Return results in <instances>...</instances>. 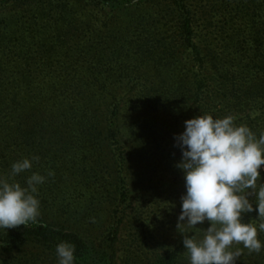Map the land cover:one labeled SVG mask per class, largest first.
Segmentation results:
<instances>
[{
    "label": "rangeland",
    "instance_id": "374dc122",
    "mask_svg": "<svg viewBox=\"0 0 264 264\" xmlns=\"http://www.w3.org/2000/svg\"><path fill=\"white\" fill-rule=\"evenodd\" d=\"M200 115L264 133V0H0V176L39 157L14 181L45 176L39 220L107 264L182 242L174 137ZM0 264L58 259L30 240L0 248Z\"/></svg>",
    "mask_w": 264,
    "mask_h": 264
},
{
    "label": "clouds",
    "instance_id": "9594fccd",
    "mask_svg": "<svg viewBox=\"0 0 264 264\" xmlns=\"http://www.w3.org/2000/svg\"><path fill=\"white\" fill-rule=\"evenodd\" d=\"M174 140L181 151L176 167L184 174L186 189L177 227L203 234L202 238L184 235L190 264H236L242 251H231L234 244H242L250 253L264 250L258 239V231L264 232V133L257 138L231 115L223 119L200 115L185 121L184 131ZM33 161L39 157L18 160L8 177L0 176V229L39 224L38 186L45 183V176L33 172L26 187L13 179L31 170ZM250 197H255V204ZM253 211L261 221L258 226L243 222L244 215ZM205 221L210 225L206 230L196 227ZM75 251L74 244L59 243L58 264H75Z\"/></svg>",
    "mask_w": 264,
    "mask_h": 264
},
{
    "label": "trees",
    "instance_id": "16d2710c",
    "mask_svg": "<svg viewBox=\"0 0 264 264\" xmlns=\"http://www.w3.org/2000/svg\"><path fill=\"white\" fill-rule=\"evenodd\" d=\"M110 1V0H107ZM119 4L121 3H129L132 0H112ZM143 0H137V2H142ZM185 30H189L187 27ZM193 104H196L193 102ZM195 110H203L204 113L208 112L209 105L205 103L200 107V105H197V107H194ZM207 110V111H206ZM206 111V112H205ZM255 207V205H254ZM255 214L256 212L253 211ZM246 215V214H245ZM243 217L245 220L244 222H248V215ZM210 226V225H209ZM208 226V227H209ZM198 228V226L196 225ZM198 229L206 230L207 228L199 227ZM196 234L197 238H202L203 234L198 232L196 229H192L189 232H181L178 233L180 237V240L182 239V242L176 246L170 247L167 245V243L164 241V245L160 244H154L151 245V260L148 263L151 264H180L179 262L187 263L189 262V257L186 254V250L183 246V239L184 235H193ZM119 233H117V230L115 231V237L118 236ZM142 234V233H141ZM114 237V239H115ZM113 239V240H114ZM258 239L261 242H264V238L260 235L258 236ZM37 241L38 243L42 244V246L46 247L50 251L54 252L56 254V246L61 242H68L75 245L76 251H75V264H107L109 258L108 256H101V252L97 250L94 246V244L89 241L85 240L79 233L75 231H65L63 229H58L55 227H52L50 225H47L39 220L38 225H31L29 227L19 226L17 228H10V229H0V248L2 247H8L15 245V247H18L22 244H24L27 241ZM116 240L111 242V245H108V248L111 250H114ZM106 248V249H108ZM237 249H240L242 251L241 256L236 261V264H264V250H262L260 253L255 252H249L248 249L243 248L242 244H234L231 251H236ZM104 260V263H103ZM190 264V262H189Z\"/></svg>",
    "mask_w": 264,
    "mask_h": 264
}]
</instances>
